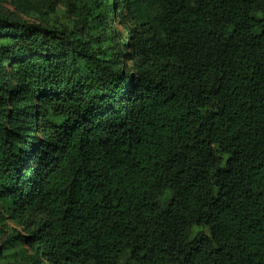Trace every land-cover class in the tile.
Instances as JSON below:
<instances>
[{
    "label": "trees",
    "instance_id": "16d2710c",
    "mask_svg": "<svg viewBox=\"0 0 264 264\" xmlns=\"http://www.w3.org/2000/svg\"><path fill=\"white\" fill-rule=\"evenodd\" d=\"M77 17L0 11V207L24 232L5 249L264 264V0H97Z\"/></svg>",
    "mask_w": 264,
    "mask_h": 264
},
{
    "label": "rangeland",
    "instance_id": "374dc122",
    "mask_svg": "<svg viewBox=\"0 0 264 264\" xmlns=\"http://www.w3.org/2000/svg\"><path fill=\"white\" fill-rule=\"evenodd\" d=\"M97 0H0V11L32 24H43L56 29L73 30L77 22L78 12L82 8H90ZM69 5L75 11H70ZM115 13L119 17L122 11L116 7ZM113 23V22H112ZM115 31L125 36L121 26H114ZM101 27L96 24L87 34L94 42L101 40ZM17 233L23 234L20 228L0 207V261L7 264H19L33 252L17 242L5 249L7 239Z\"/></svg>",
    "mask_w": 264,
    "mask_h": 264
}]
</instances>
